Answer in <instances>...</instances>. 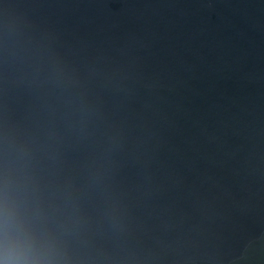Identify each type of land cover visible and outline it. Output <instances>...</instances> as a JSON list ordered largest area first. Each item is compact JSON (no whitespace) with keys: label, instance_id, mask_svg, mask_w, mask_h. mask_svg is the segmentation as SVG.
Returning <instances> with one entry per match:
<instances>
[{"label":"clouds","instance_id":"clouds-1","mask_svg":"<svg viewBox=\"0 0 264 264\" xmlns=\"http://www.w3.org/2000/svg\"><path fill=\"white\" fill-rule=\"evenodd\" d=\"M178 2L0 0V264H264V119L188 106Z\"/></svg>","mask_w":264,"mask_h":264},{"label":"water","instance_id":"water-1","mask_svg":"<svg viewBox=\"0 0 264 264\" xmlns=\"http://www.w3.org/2000/svg\"><path fill=\"white\" fill-rule=\"evenodd\" d=\"M174 14L183 15L184 34L206 30L185 46L194 64L188 106L204 111L214 101L252 124L264 119V0L220 2L213 9L179 0Z\"/></svg>","mask_w":264,"mask_h":264}]
</instances>
